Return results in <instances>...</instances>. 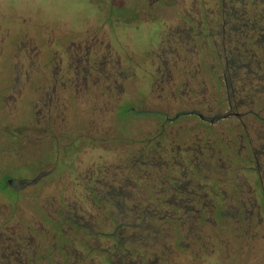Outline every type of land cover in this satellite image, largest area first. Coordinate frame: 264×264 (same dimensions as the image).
I'll return each instance as SVG.
<instances>
[{"label":"flooded vegetation","instance_id":"obj_1","mask_svg":"<svg viewBox=\"0 0 264 264\" xmlns=\"http://www.w3.org/2000/svg\"><path fill=\"white\" fill-rule=\"evenodd\" d=\"M180 1L177 14L112 20L146 28L136 58L119 27L14 32L0 0L2 67L14 71L0 78V155L35 148L0 163V264L262 253L264 0Z\"/></svg>","mask_w":264,"mask_h":264},{"label":"rangeland","instance_id":"obj_2","mask_svg":"<svg viewBox=\"0 0 264 264\" xmlns=\"http://www.w3.org/2000/svg\"><path fill=\"white\" fill-rule=\"evenodd\" d=\"M188 4L191 2L198 3L203 0H186ZM2 13L4 18L12 19L13 31L18 32L27 28L33 32L35 36L41 37L43 32L54 34L59 37H69L79 34L87 30L98 29L99 31L109 30L110 28H118V24L112 26V20L124 19L132 17L140 13L143 17L161 18L163 14L176 12L180 8V0H1ZM169 2H172L169 5ZM186 3V2H185ZM183 3V4H185ZM166 6H170L169 8ZM187 6V3L184 5ZM178 8V9H177ZM118 35L120 39L129 34L132 36L130 47L135 51L136 58H139L148 47L146 41L144 27L138 29H126L120 25ZM128 30V31H127ZM127 40V39H126ZM129 41V40H128ZM9 51L0 52V78H11L14 76L13 69L5 66L8 62ZM50 69L43 71L44 75H48ZM134 84V83H133ZM139 90L145 88V80L137 79L136 84ZM142 94V91H138ZM144 92V91H143ZM71 123L70 125H78L81 121L75 104L70 107ZM132 124V118L130 119ZM124 127H128V121L123 122ZM35 148L32 150L28 147L21 149L16 157H5L0 155V163L5 161L18 162L20 160H28L35 155ZM58 176H49V183L56 181ZM263 253V254H262ZM262 253L258 250H245L240 252L237 249L232 251V256L227 264H263L264 246Z\"/></svg>","mask_w":264,"mask_h":264}]
</instances>
